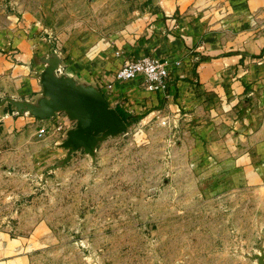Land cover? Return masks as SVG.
<instances>
[{"label":"rangeland","instance_id":"374dc122","mask_svg":"<svg viewBox=\"0 0 264 264\" xmlns=\"http://www.w3.org/2000/svg\"><path fill=\"white\" fill-rule=\"evenodd\" d=\"M23 15L55 47L97 19L89 0H0V38ZM251 100L264 133V94ZM214 111L143 117L101 136L93 155L79 147L66 157L76 119L65 110L23 130L47 137L41 158L38 141L0 136V228L34 235L33 264H260L262 201L232 191L214 161L249 142L225 139L242 132L247 124L230 119L245 111L228 102Z\"/></svg>","mask_w":264,"mask_h":264},{"label":"crops","instance_id":"0c3cea01","mask_svg":"<svg viewBox=\"0 0 264 264\" xmlns=\"http://www.w3.org/2000/svg\"><path fill=\"white\" fill-rule=\"evenodd\" d=\"M89 1L95 23L77 34L61 35L57 47L32 16L14 17L7 26V37L0 38V130L10 133L0 136L38 141L40 158L42 151L46 156L48 146L42 144L47 137L34 139L23 132L42 118L12 101L37 103L44 96L40 74L52 57L60 67L57 75L79 87H95L110 106L140 114V119L215 112V106L235 103L245 112L230 121L247 125L242 132H227L225 139L249 142L242 150H222L214 161L232 191L247 188L253 191L251 200L262 201L258 212L264 220V133L256 131L251 104L253 94H264V0ZM146 54L167 62L164 91L146 89L140 75L114 79L125 59ZM32 236L0 228V264H33ZM261 251L264 256V238Z\"/></svg>","mask_w":264,"mask_h":264},{"label":"water","instance_id":"95a60500","mask_svg":"<svg viewBox=\"0 0 264 264\" xmlns=\"http://www.w3.org/2000/svg\"><path fill=\"white\" fill-rule=\"evenodd\" d=\"M40 74L44 96L37 103L12 101L17 108H26L38 118L54 115L65 110L76 125L67 130L62 145L67 147L68 157L72 151L82 147L93 155L97 140L103 135L125 131L127 125L114 107L110 106L102 93L93 86L79 87L64 75H57L56 57L49 58ZM260 264H264L263 258Z\"/></svg>","mask_w":264,"mask_h":264},{"label":"built area","instance_id":"2783aa9c","mask_svg":"<svg viewBox=\"0 0 264 264\" xmlns=\"http://www.w3.org/2000/svg\"><path fill=\"white\" fill-rule=\"evenodd\" d=\"M54 53L57 55L56 50ZM60 67L57 64L56 71ZM140 75L142 84L148 90L164 91L168 84V66L167 62L152 55H141L130 59H125L118 69L114 72V79L129 80ZM108 87L111 83L107 84ZM42 131V128H40Z\"/></svg>","mask_w":264,"mask_h":264},{"label":"trees","instance_id":"16d2710c","mask_svg":"<svg viewBox=\"0 0 264 264\" xmlns=\"http://www.w3.org/2000/svg\"><path fill=\"white\" fill-rule=\"evenodd\" d=\"M114 108L118 112L120 117L123 119L126 125H128L129 123L133 121H138L141 117L140 114H133L129 112L128 110H125L123 107L116 106Z\"/></svg>","mask_w":264,"mask_h":264}]
</instances>
